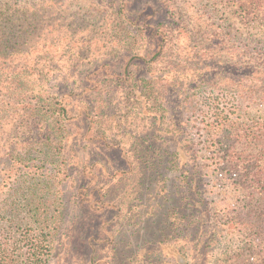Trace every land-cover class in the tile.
Listing matches in <instances>:
<instances>
[{
	"label": "rangeland",
	"instance_id": "374dc122",
	"mask_svg": "<svg viewBox=\"0 0 264 264\" xmlns=\"http://www.w3.org/2000/svg\"><path fill=\"white\" fill-rule=\"evenodd\" d=\"M254 2L259 3L255 11ZM5 4L38 26L27 35L23 49L28 53L17 56H27L31 61L29 71L37 79L33 82L36 88L46 87L55 101L65 98L72 111L60 148L49 139L39 144L30 142V159L12 166L2 157L4 135L14 131V122L0 125V201L13 203L0 217V242L7 248V257L13 264H22V228L31 215L24 202L32 199L34 191L37 199L58 201L64 208L48 264H143L142 254L138 259L139 254H130L122 262L124 257L116 253L131 242L140 243L139 253L153 247L143 243L148 232L131 234L130 222H138L148 209L158 210V199L165 200L168 194L163 188L164 193L156 196L160 188L153 182L148 193L137 199L140 216L135 217L136 211L127 212L144 189L146 176L153 172L144 169L139 151L143 146L138 139L147 134L154 146L169 147L175 137L183 150L188 145L203 154L207 138L204 120L213 119L216 112H228L239 120L264 116V99L231 90L229 79L217 76L213 85L220 88L209 83L195 87L202 79L201 71L217 72L228 65L236 68L256 57V68L264 70V0H126L124 8L132 16L130 22L136 21L131 27L139 35L138 24L144 22L141 12L153 9L148 23L159 35L155 39L145 34L135 38L123 30L127 22L120 24L119 18L110 15L121 8L119 0H0V8ZM149 24H145L146 35L151 33ZM78 51H84L80 57ZM126 63L136 70L137 82L147 79L153 83L162 105L157 102L155 108L146 103L140 88L132 85L124 72ZM224 85L228 87L222 88ZM32 97L28 100L33 101ZM185 98L191 102L189 112L183 110ZM7 102L1 94L0 103ZM87 106L91 116L82 117L80 113ZM95 108L101 115L105 113L101 125L116 142L110 144L96 135L101 125L92 112ZM59 152L64 167L60 174ZM180 152L188 162L189 154ZM40 154L43 157L37 158ZM104 160L112 162L110 172L95 179L101 168L98 163ZM206 163L214 162L207 159ZM204 180V195L211 199L214 212L222 211L213 220L216 229L212 232L216 238L212 264H220L230 251L248 245L246 233L222 225L224 210L239 204L242 191L230 176L217 180L205 176ZM163 251L164 255L154 258L155 264H176L181 258L171 246L165 245Z\"/></svg>",
	"mask_w": 264,
	"mask_h": 264
},
{
	"label": "trees",
	"instance_id": "16d2710c",
	"mask_svg": "<svg viewBox=\"0 0 264 264\" xmlns=\"http://www.w3.org/2000/svg\"><path fill=\"white\" fill-rule=\"evenodd\" d=\"M119 1L122 4L121 8L112 11L110 15L114 14L115 18H119L120 24L127 22L122 25L124 26L123 30L135 38H142L144 34L145 37L149 36L152 39L159 36L154 33L155 26L151 22L148 23L153 15L150 13L153 9L148 13L141 12L144 22H142V26L138 24L141 31V35H139V33H134L131 27L136 21L130 22L132 16L124 8L126 0ZM51 3L54 2L51 1ZM254 3L255 11L259 3ZM145 24H149L151 32L147 35L148 26ZM32 27L38 28V26L32 25L24 14L17 16L11 12L8 4L0 8V95L2 94L8 100L7 103H0V125L14 122V131L10 130V133L6 132L4 135L6 143L3 145L5 155L2 160L10 166L15 165L16 162L25 163L30 159L31 155L29 156L28 149L30 142L39 144L45 139H49L55 148H60L70 125L68 119L72 111L65 98L55 101V98L52 97L53 93L49 92L46 87L36 88L37 86L33 82L37 79L34 77V73L31 74L29 71V62L31 61L29 58L27 59V56H25L26 59L17 57L24 53L23 46L26 44L27 35L32 32ZM57 31L59 30L57 29ZM164 37L163 35L162 38ZM60 46L61 44H59ZM162 46L160 45V48H163ZM83 52L78 51V56L80 57ZM257 60L258 57L252 58V62L240 63L236 68L228 65L225 69H219L217 72L201 71L200 78L202 79L197 81L198 85L195 87L199 88L201 83H209L214 86L213 80L220 76L224 80H230L229 85L233 84L229 86L231 90L263 100L264 70L256 68ZM109 63H106L107 66ZM124 70L131 79V84L140 88L141 95L146 98V103L152 104L155 108L158 103L163 104V101L158 102V98H156L157 89L152 85L153 83L147 79L137 82L135 80L136 70L130 68L129 63L125 64ZM30 82L33 84L30 85ZM211 85L208 86L212 87ZM225 87L228 86H222V88ZM69 88L73 89L74 86L70 83ZM62 92L65 93V90ZM58 93L61 94V92ZM30 95L33 96V101L28 100ZM183 102L185 103L183 110L189 112L191 108L188 106H191V102L186 98ZM155 103L157 104L155 105ZM167 106L164 104L165 108ZM88 109V106L82 109L80 113L82 117L91 116L90 113H87ZM96 110L97 108L92 112L98 118L96 120L98 125H101V118L105 113L101 115ZM100 111L102 112L101 108ZM204 121L207 122L205 125L207 138L204 140L206 151L203 154L192 151L188 145L187 150H183L180 140L175 137L172 138L173 144L169 147L163 144L154 146L147 134L138 139V144L142 143L143 146L139 151L142 154L144 169L153 170V172H149V175L146 176L144 189L131 202L127 212L131 214L136 211L135 217L140 216L141 204H138L137 199L141 200L142 196L148 193L153 182L158 183L160 188L156 196L164 193L163 188L167 190L165 193L168 196L165 200L158 199L160 201L158 210L155 208L146 210L142 214L143 216L139 217L141 222H130L129 231L131 234L137 236L148 232L143 243L153 247H148L147 251L139 253L140 243L134 244V246L131 242L121 253H116V256L124 257L122 262L127 261L130 254L136 253L139 254L137 259L141 257L140 254L145 256L141 260L143 264H155L154 258L160 254L164 255L163 248L167 245V248L171 246L176 254L181 256L176 264H212L216 241L212 234L216 229L213 220L222 211L214 212L215 207L211 199L204 195V177L208 176L217 180L222 176H230L234 184L238 185L239 191H242V197L237 206H228L227 210H224L222 225H230L246 233L249 240L248 245L239 246L230 251L220 264H264V116L239 120L228 112L220 111L215 113L213 119ZM96 135L107 140L110 144L117 141L113 136L107 135L102 125L98 127ZM180 149L189 154L188 162H184V156ZM24 153L27 155L25 156ZM58 154V161L61 165L58 169L60 174L64 167L61 152ZM155 155L157 157H154ZM36 157L43 156L40 154ZM207 159L214 163L207 164ZM98 164L101 165V168L94 175V177L97 176L95 179H98L99 176L100 178L104 177L107 171L110 172L112 162L104 160ZM197 164L203 168H199ZM168 181L170 184H163ZM155 187L158 189L157 186ZM37 197L38 194L34 196L33 191L32 199L28 198L24 202L31 215L27 219L26 226L22 228L25 229L24 246L22 247L25 251L22 256V264H48L52 257V241L61 229L63 203L48 202L49 200L37 199ZM162 198H164L163 195ZM9 203L13 206L12 202L0 201V217L6 215V206ZM137 224H140L139 228H137ZM30 225L31 228H29ZM6 252V246L0 242V264H13Z\"/></svg>",
	"mask_w": 264,
	"mask_h": 264
}]
</instances>
